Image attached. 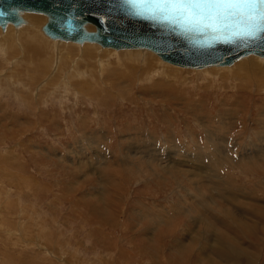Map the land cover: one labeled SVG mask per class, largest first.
Returning <instances> with one entry per match:
<instances>
[{"label":"rangeland","instance_id":"obj_1","mask_svg":"<svg viewBox=\"0 0 264 264\" xmlns=\"http://www.w3.org/2000/svg\"><path fill=\"white\" fill-rule=\"evenodd\" d=\"M14 38L0 264H264V78L240 72L264 57L191 69L147 48V75L144 48L123 66L125 49Z\"/></svg>","mask_w":264,"mask_h":264},{"label":"water","instance_id":"obj_2","mask_svg":"<svg viewBox=\"0 0 264 264\" xmlns=\"http://www.w3.org/2000/svg\"><path fill=\"white\" fill-rule=\"evenodd\" d=\"M172 0H0V28L23 21L20 11L43 13L48 37L116 48L145 47L184 66L229 64L256 52L264 55V32L251 31L224 12L215 27L168 6ZM223 12L224 10H219ZM91 23L95 29L85 28Z\"/></svg>","mask_w":264,"mask_h":264},{"label":"bare ground","instance_id":"obj_3","mask_svg":"<svg viewBox=\"0 0 264 264\" xmlns=\"http://www.w3.org/2000/svg\"><path fill=\"white\" fill-rule=\"evenodd\" d=\"M35 12V11H34ZM39 15H36V17L35 18H33V17H31V16H28L27 14H26V12L24 11V12H22V11H20V15L22 16V18H23V21H26L27 23L25 24L26 26H29V27H22V26H19V25H17V26H14V27H17L16 29L15 28H13L12 27V23H10V22H7L6 24H5V26H4V30L6 31V34H5V39L3 40V44H2V48H0V50H3L4 51V56H5V58L7 59L8 58V56H9V53H10V50L12 51V49L14 48L13 47V43H12V41L10 40V38L11 39H13L14 38V35L16 36V34L18 35V37H20V40H21V36H23V37H28L30 40H32L33 41V38H34V36L35 37H37L38 35L41 37H45V39L48 37H46V35L41 31V29H40V26H41V24L46 20V16L43 14V13H40V12H37ZM40 14H42L43 15V17L40 15ZM24 23V22H23ZM20 24V23H19ZM85 28H87V29H95V26L93 25V24H91V23H87V24H85ZM15 32V33H14ZM19 35H21V36H19ZM16 38V37H15ZM14 38V39H15ZM50 38V37H49ZM13 39V40H14ZM28 39V40H29ZM41 39H43V38H41ZM48 39V38H47ZM51 39H53V42L54 41H56V40H61V39H54V38H51ZM16 40V39H15ZM25 40V39H24ZM29 40V41H30ZM34 40H36L35 38H34ZM44 40V39H43ZM49 40V39H48ZM0 41L2 42V40L0 39ZM11 41V42H10ZM23 41V40H22ZM50 41V40H49ZM65 42V43H67L66 41H70V40H61V41H59V43L60 42ZM25 42V41H24ZM71 42V41H70ZM70 42H69V44H70ZM72 42H74V41H72ZM83 42H88V41H83ZM83 42H80V43H83ZM59 43H57V44H59ZM47 44H49L50 45V43L48 42ZM68 44V43H67ZM68 44V45H69ZM74 44V43H73ZM23 45V44H22ZM26 45V44H25ZM24 45V46H25ZM52 46H54L53 44H51ZM56 45V44H55ZM95 45V44H94ZM11 46H12V49H11ZM16 46V45H15ZM34 46V45H33ZM32 46V47H33ZM74 46V45H73ZM101 47H102V49H101V51L102 52H107V54H109L110 55V51L108 50L109 48H113V49H125V50H122L123 52H122V54L121 53H113V54H115V56H117V54H118V56H117V58H118V60H119V57L121 56V55H123V56H128L129 55V57H128V59L130 60V62H126V61H124V62H119L121 65H123V66H125L126 64H128V63H132L131 61H132V59L134 60V59H141L142 60V58H143V54H142V56H141V53H139L140 52V50L141 49H145L144 50V52H146V65L148 66L145 70H143V73L145 72V71H149V73H147V75H149L150 73H152V71H155L156 70V67H157V65H152L153 63H150V62H148V60H151V55H149V53L146 51V49L147 48H145V47H125V48H116V47H111V46H102V45H100ZM6 48V47H8V49H5L4 50V48ZM28 47V46H27ZM45 47H46V45H45ZM71 47V46H70ZM107 47V48H106ZM16 48V47H15ZM30 48H31V43H30ZM37 48V47H36ZM71 48H73V47H71ZM70 48V49H71ZM93 49H95V50H97L98 51V49H96V47L94 48V47H92ZM24 49V48H23ZM27 49V48H26ZM34 49V48H33ZM47 49V48H46ZM50 49V48H49ZM51 49H52V47H51ZM50 49V50H51ZM31 50V49H30ZM152 50V49H151ZM54 51L55 52H57V53H59L58 51H60V50H55L54 49ZM121 51V50H120ZM120 51H117V52H120ZM26 52H27V50H26ZM25 52V53H26ZM37 52H38V50H37ZM64 52H68V50H67V48H66V50L64 51ZM92 52H93V50H92ZM155 52V51H154ZM22 53V52H21ZM24 53V52H23ZM50 53V52H49ZM157 53V52H156ZM27 54V53H26ZM39 54V53H38ZM66 54V53H65ZM70 54V53H69ZM68 53H67V56L69 55ZM95 54V53H94ZM158 54V53H157ZM52 55V54H51ZM159 55V54H158ZM13 56V55H12ZM29 56V55H28ZM60 56V55H59ZM94 56V55H93ZM97 56V55H96ZM132 57V59H130L131 57ZM140 56V57H139ZM160 56V55H159ZM257 56H262V57H264V55L263 54H261V53H256V52H249V53H246V54H244V55H242V56H240V57H238V58H236V59H234L231 63H229V64H209V65H201V66H184V65H179V64H176V63H173V62H170V61H167V60H165V59H163L161 56V60L162 61H164L165 63H168V64H170V63H172V64H170V65H177V66H181V67H185V68H191V69H201V68H205V67H211V66H230V65H232L233 63H235L236 61H238L239 59H241V63H239L238 64V67L239 66H242V68L247 64V63H250L251 62V60H250V58H252V59H254V58H256ZM66 57V56H65ZM4 58V57H3ZM50 58V57H49ZM53 58V57H52ZM51 58V59H52ZM101 58V57H100ZM57 60H58V58H57ZM57 60H56V62H57ZM62 61H63V59H61ZM9 61V60H8ZM52 61H53V59H52ZM143 62H144V60H143ZM170 62V63H169ZM111 62H109V64H110ZM113 63V62H112ZM134 63V62H133ZM106 64V63H105ZM138 64V63H137ZM108 65V64H107ZM132 65H136L135 63L134 64H132ZM173 65V66H174ZM74 66V65H73ZM134 66H130V68H132V69H135V68H133ZM160 66V65H159ZM234 67L236 68V64L234 65ZM128 68V67H127ZM138 68V67H137ZM144 68V67H143ZM158 68V67H157ZM73 70H77V68L74 66L73 67ZM73 70H72V72H73ZM136 70V69H135ZM32 71V70H31ZM142 71V69L140 70V72ZM132 72H133V70H132ZM158 72V71H157ZM240 72H242L243 73V75H245V74H247V73H249V74H254V72L255 73H257L258 74V77L254 74V78H253V81L254 82H256L257 83V86H259V84H261V83H263V78H264V62H260V61H255V62H253L252 64H251V67L249 68V69H245V70H241ZM32 74V73H31ZM141 74V73H140ZM139 74V75H140ZM69 75H73L72 73H69ZM166 75H168V74H166ZM247 76H249V75H247ZM246 76V77H247ZM100 78V77H99ZM13 79V78H12ZM89 79L90 80H88L90 83H92V84H96V81H93V80H97L96 79V77L95 76H91V78L89 77ZM81 81H83L84 83L86 82V79H80ZM244 80H248V79H243V81ZM250 81V80H249ZM29 83V82H28ZM250 84H251V82H250ZM17 85V84H16ZM38 85V84H37ZM28 86H29V84H28Z\"/></svg>","mask_w":264,"mask_h":264},{"label":"snow or ice","instance_id":"obj_4","mask_svg":"<svg viewBox=\"0 0 264 264\" xmlns=\"http://www.w3.org/2000/svg\"><path fill=\"white\" fill-rule=\"evenodd\" d=\"M168 6L207 20L209 27H215L216 22L227 12L238 16L249 26L251 31L248 35L264 32V0H172Z\"/></svg>","mask_w":264,"mask_h":264},{"label":"crops","instance_id":"obj_5","mask_svg":"<svg viewBox=\"0 0 264 264\" xmlns=\"http://www.w3.org/2000/svg\"><path fill=\"white\" fill-rule=\"evenodd\" d=\"M0 48H2V46L0 45Z\"/></svg>","mask_w":264,"mask_h":264}]
</instances>
